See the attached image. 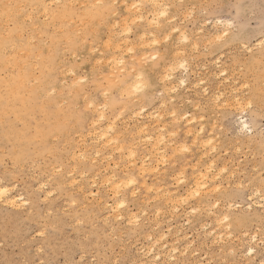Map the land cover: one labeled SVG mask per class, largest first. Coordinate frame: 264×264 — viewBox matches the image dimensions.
Segmentation results:
<instances>
[{"label":"rangeland","instance_id":"374dc122","mask_svg":"<svg viewBox=\"0 0 264 264\" xmlns=\"http://www.w3.org/2000/svg\"><path fill=\"white\" fill-rule=\"evenodd\" d=\"M105 1H108V0H105ZM121 1L123 2V0ZM171 1L173 2V4H176V5H179V4L200 5L202 3L216 2V0H179V1L178 0H166V3H171ZM227 2L229 3L238 2V0H227ZM53 3H55V1ZM72 3L85 4V0H73V2L72 0H70V4ZM182 18H183V15L181 14V19ZM199 19H200V9L197 8L196 16L191 21L184 22V28L182 29V31L187 32L186 34L189 35L190 40H192L193 34H195L196 36L200 35V27H198L197 25V21ZM44 21H45L44 17L40 16L39 22L42 23ZM74 26H77V25H74ZM77 29H80V27L78 26ZM141 32H143L142 29H141ZM51 33H52V29L48 31L46 35H42V40H43L42 44L47 45L50 43V38L52 37ZM177 38L180 39V37H177ZM193 41L195 40H192V43H194ZM258 43H259V40L256 41V44ZM89 44L91 45L90 42ZM188 47H190L189 51L191 52L192 51L191 45L189 44ZM202 47H203V44L201 45V48ZM89 48H90V50L88 51L89 53L88 52L84 53L83 54L84 56H88L91 54V46L89 47L88 45V49ZM233 54H235V50H233ZM56 55L58 57L61 56V59H59V62H61L60 69H59L60 71L58 69L56 71V78L57 77L60 78V86L57 88V93L55 97L47 98L46 96L45 99H40V101L46 104L47 107L49 108L48 117L46 118L44 115H42L39 109L36 110L35 116L39 118L40 126L43 129H49V124H48L49 119L55 121L57 116H59L61 122H63L66 119L68 123H67L66 128L63 131V132H66L70 130L73 121H76L77 123H79V120L74 118L76 116L77 109H76L75 99H74L75 104L71 105L72 100H73V92L71 91L74 90L75 88L80 89L81 87H85V88L93 89L92 94L95 95L96 93L94 90L95 88H98L99 85L97 84L96 86L91 83L92 70H91V67L89 66V67L83 68V72L85 74L91 75V76L88 75L89 83L85 85H75L74 87L73 86L74 78L67 75V73L68 72L70 73V71L74 69L77 72H80L82 70L81 67L77 66L78 62L74 56H70L66 53L64 46L62 47L61 51H58L56 53ZM187 59L189 61L188 64H190L188 65V71L187 72L177 71L176 73H174L173 82L174 81L175 82L169 83L168 85L169 89L173 88L174 86V88L176 89L175 93H172L169 90L162 89V91H164L165 98L163 99H160V98L153 99L152 98V100H151L152 93L150 92L147 95L134 96L133 98H135L136 101L133 98L129 99L128 97H126L127 95L124 97V102L125 103L129 102L131 103V105H137L138 111L141 109V106L145 105L143 107L145 108V111L139 114L140 116L138 115L137 117V113L141 111L137 112L136 114L132 113V110L136 109L134 106L131 107V111L129 109H121L124 112L122 119L124 117L126 119L130 114V116L126 120L124 119L125 123L129 122L128 125H130V128L127 125L129 131L126 128L127 126L125 127V123H121L123 122L122 119H120L116 123V127L119 129L118 132H121V134H123L124 136V137L122 135L120 136V133H119V136L122 137L120 138L122 142H124L125 140L128 142L131 136L130 133L133 130L135 125H140V124L147 125V123L149 122L147 126L152 125V124L155 126L158 123L157 121H159V124L163 125L165 129L168 131L173 130V128L176 131L179 129L176 132L177 135L175 137H172L171 133L167 134L168 137L170 138H167V135H166V140L168 139L173 140V143L171 142L169 143L170 148L166 149V151L168 152V155H167L168 158H169V155L170 156L173 155L172 150L174 149V147L176 150L178 149L177 144L182 146L185 143L187 144L189 143L190 145L188 144V146H190V148H193L195 150L187 152V153H181V152L179 153L178 151L179 154L175 153V155L172 156L174 159L170 157L169 158L170 160L167 159L166 157V159L169 161L167 165L165 164L163 165V161L159 159L162 162V164L160 162L158 163L159 171L155 172L154 174L151 173L148 176H145L143 180H145L146 185H150V183H152L153 185L161 184L160 189L162 188L164 194L162 193L161 195H159L160 197L157 196L158 194L154 196V194L156 193L144 191L143 187H141L138 190V199L133 200V198L131 197V193H129L128 199L132 200L133 202L132 203L126 202L127 207L122 212H120V215L121 216L123 215L124 217L122 221L118 220L117 218L115 219L114 217L115 214L111 212V208H115L114 206L116 204L115 197H114L115 195L109 192L111 190L107 189L108 186L106 183L102 184L103 182L102 178L105 179L107 177L106 176L107 172H110V170L111 171L114 170L117 172L118 175H122V173L125 170L124 166H126L129 169L128 167L129 164L127 165L128 158L126 159V157L123 156L124 159L122 160V157H120L118 151L115 149V152H114V148L111 145L110 146L107 145L101 148L102 150L100 154L98 155L95 154L96 156H98L96 159V156L93 154L94 151L91 150L90 145L92 147V145L94 146L96 145V143H99L100 140L96 139L94 137V134L88 131L89 129H91V124H90L91 121H88L86 123L82 122V127H78L77 129L76 128L71 129L69 131L70 134L68 133L65 136L59 135L60 139L58 140L55 138L48 139L47 142L49 144L47 145V147L49 150H45L48 152V153H45V151H43L44 147L40 145V142H39L40 140L34 138L35 129L37 125V119L33 118L32 110L31 109L23 110L24 112L28 113V117L26 120V123L29 125L28 128H26L24 125H20L18 129L10 128L8 132H5L4 122H3V110H2L3 108L0 107V169H2V166H3L2 165L3 157L6 155L5 147H7L8 149L14 152H17V149L23 148V154L27 155V163L26 165H21V172H24V174L20 177L18 181L19 186L12 195L20 193L21 195H23L30 201L31 207H29V210L32 211L33 208L35 209L34 215L37 221L35 223H31L30 227L25 228L24 234L22 236H15L13 235L11 231L8 232V235H5L6 221L4 218L3 205L0 204V264H5V262H12V261H15L16 264H24V262L27 260H37V264H38L39 259H58L62 262V264H63V261L65 260L70 261L71 264H93V260H97V261L111 260L112 264H116V261L118 260L125 261L129 259H143L144 256H145L144 258L149 260V258L151 259V257L153 256L151 257L150 255L146 256L144 251L147 250L149 252L151 250V247H155L156 245H157L156 247L160 245L161 246L158 247V249L152 248V250H154L152 252L156 253L160 251V258L162 260H167V258L170 257L169 254L172 255L171 258L168 259V264H173L174 261H179V264H193V263L201 264V262H203V264H229V262L243 261L244 264H247L248 256L246 255V249L250 245L255 246L257 249H259L261 247V240L264 239V235H261L259 231L261 229V224H262V212L259 210L260 206H258L259 203L261 206L262 205L264 206V202H263L264 196H261L259 194V196H261L263 199L260 197V201H259V197H257L258 198V201H257V198L251 195L253 190L258 189L260 190V193L264 191V179H262V172H264V168H262V164H264V147H262L260 140H259V132L261 130H264V118H262V115H261V108L264 107V100H262V98L259 100H256L254 97L256 90L259 94H262L261 86H262V83H264V77H262L261 65L259 63L258 50H257V55L252 57L251 63L242 65V67H244V73H245V77L247 78V82L251 84V89L247 93H245L244 91L238 88L236 79H232L233 72L229 71V68L236 69L235 74L237 78H241L239 77V69L236 68V65L234 63L230 64L228 60L224 57L223 53H221V56L218 57L217 59L221 60L223 64L228 65L224 67H221L220 65L216 64L210 54L208 56H204L202 52L194 56L189 55ZM190 61L193 63H190ZM61 68H63V71ZM220 70H224V72ZM61 73L63 74V76L61 75ZM2 75H3V70H0V76ZM99 75L102 76L103 74H97L98 76L97 79L100 78ZM35 76H38V73L35 72ZM75 78L80 79L81 76L78 75ZM192 78L195 80H193ZM61 79L63 81L62 84H61ZM64 79H67V84L65 85L63 84ZM176 79L177 80L185 79L187 83H185L184 85L180 84L179 81H177ZM198 79L200 80V82L198 81ZM33 85H36L35 80H32V82H30L27 86L31 87ZM175 86H178L179 88ZM217 88H221V90L223 91L226 90L227 94H230L228 92L231 91L232 96H233L232 94L233 91L231 89L233 90L235 89L233 92L234 94H236L237 91H240V96H241L240 98H242L241 99L242 104L243 105L247 104L249 100L251 99L250 101L253 104V109L251 111H247L242 106L238 107L233 104L232 107H229L230 109L227 110L226 114H221L220 109L215 108L214 105H212L213 103H211L214 97L213 94L217 93L216 92ZM203 89L205 91H203ZM115 95L117 96V93H115ZM157 96H159L158 93H157ZM80 103H83L82 97L80 99ZM164 104L167 106H165ZM195 106L197 107L196 113H195V108H196ZM156 107H158L159 110ZM180 108H184V109L181 110ZM241 108H243L242 112L240 111ZM116 109H120V108L118 107ZM148 109L149 110L151 109L150 110L151 113H149ZM152 109L155 111L153 112ZM234 109H236V111H234ZM163 110L168 113L170 111L173 112L174 110L176 112L177 110L176 112L177 118H179L180 116L182 117L173 121L171 114L167 113V115H164V113L166 114V112H164ZM159 111L161 112L159 114H161L162 116L157 114ZM245 111H247V116L244 115ZM117 112H120V111H116V113ZM153 113L154 115H152ZM182 113L187 117H185ZM133 114H134V117H133ZM149 114L150 116L151 115L152 116L150 117ZM158 115L164 118L162 122L161 120H159V118L154 117ZM240 115L244 116L249 122L254 121V123H252L251 133H246V132H242L241 130H239L240 127H239V122L237 120H239ZM201 116L204 118V120H202L203 118ZM130 117L132 118L130 119L131 121L129 120ZM135 117L137 118L139 122L136 119H133ZM149 117L151 121L146 120V119H149ZM188 117L191 119H189ZM211 117L213 118L211 119ZM155 118L157 119V121L155 120ZM196 118H198V120ZM152 120L153 122L156 121L157 123L156 122L153 123ZM171 120L176 123H173ZM213 121L215 122L216 125L214 124ZM134 122L135 123L138 122L139 124H135ZM163 122H166V123L163 124ZM235 122H237V124H235ZM131 123H134V126L133 124L131 125ZM213 124L215 125L216 128H213L214 126H211ZM122 126L124 127V129H127V130H124ZM149 127H153V126H149ZM199 128H204L206 131L203 133H200V131H198ZM192 131L194 134L200 133L199 136L202 137V139H199L200 141H198V144H195L194 146L192 142L195 139L197 140L198 137L197 135H194ZM63 132H61V134ZM77 132L78 134H76V137H74L75 133ZM87 132H89L90 134ZM208 132L209 134L210 133L211 134L209 135ZM82 133L84 134L82 136H85L86 138L81 136ZM78 135H79V138H78ZM6 137H8V139H6ZM216 137L218 138L216 139ZM82 138L85 140L84 143L86 144V149L89 150L87 151L86 154L87 156L89 155V160L91 162V165H90V162H87L88 159L84 161L82 159L81 161L79 160L80 159L79 157L80 154L78 155V153H80L79 148L80 146H82L80 150L84 149V145H85L83 141L80 140ZM9 139L11 140V143H9ZM206 139L208 140L212 139L213 141L212 140L211 141L214 144L212 143L211 144L212 146L211 145L208 146V143L202 144V142L204 143ZM92 140H95V141L93 142ZM208 140L206 141L208 142ZM174 141L176 143H174ZM141 142L147 143L146 141H142V140ZM143 143L140 144L139 146L140 149L144 152L148 151L150 147L148 146V144H145L147 147L144 146ZM66 146H68L69 148ZM103 149L105 152L103 151ZM205 149H207L206 154L204 153ZM61 150L64 152L63 157H62L63 159L61 158V155H62ZM209 150H212L213 152L212 151L210 152ZM112 152H114V154ZM159 152L158 154H161V151ZM74 153L76 154L75 157H73ZM199 154L200 155L204 154V156L203 155H202L203 157L198 156ZM71 155L73 159L70 158ZM93 155L95 156L94 158H93ZM106 155L107 156L109 155L108 158L110 160V163L107 160V157H104ZM111 155L113 156L112 159H111ZM76 156H78V158H76ZM199 158L201 161L199 160ZM92 160L95 162H93ZM111 160H113L115 163H118L119 166L122 167L124 170L123 169L121 170L120 167L119 169L115 167L116 170L113 169L112 168L113 163ZM68 161L70 162V164H68ZM148 161L149 160L147 158L146 163ZM155 161H156V155L154 156L151 155V164L154 166L157 165V162ZM213 161H215L216 164H213L214 163ZM136 164L139 165V160H136ZM107 165H109L110 168L109 167H108L109 169L107 168V170L105 171L106 173L105 174L103 171L106 169ZM94 166H97L98 169L95 168L93 170ZM101 166H103L104 169L103 168L101 169L100 168ZM204 166L206 167V169H204L205 168ZM25 167L27 169L26 172L24 171ZM212 167L214 169L213 170L211 169L212 171H209V169ZM221 169H223V171L227 169V171H224V174L221 173L220 174L221 177H219L217 173ZM72 170L74 171V173ZM163 170L166 171L164 174H163L164 172ZM180 171L184 173V178H183L185 179L184 184H179L178 182H176L178 178L182 179L183 177L181 176ZM230 171L231 172L233 171L232 173L234 174H232ZM70 172L72 174H69ZM82 172L84 175L83 174L81 175ZM102 172L104 173L103 175H102ZM200 173L206 174L208 177L207 179L208 184H211L213 185V187L214 186L216 187L215 188L212 187L211 189H208L204 193V195L202 193L203 195V196L201 195L202 197H199V198L194 197L190 199L186 204L184 203L183 205H180L181 202H179L178 199H172L171 201H169L170 203L173 201L171 204L169 202H165L166 198H168L165 195L166 193H168L169 195L175 194L177 192H183L187 194V192L190 191L194 187L193 183L196 180L195 178L196 174L198 176ZM85 174H86V177H85ZM38 175H40V178ZM76 175L79 177L78 180H77L78 177ZM212 175H216V176L213 177ZM171 176L172 177L174 176V177L172 178ZM90 177H91V180L88 179ZM95 177L96 179H98L97 181ZM215 177H216V180L214 181ZM222 177H224V179ZM1 179L2 180L5 179V174L2 170H0V180ZM73 179H75V181L77 180L76 184L72 181ZM226 179H229V180H226ZM8 180L12 181L13 178L9 176ZM43 180H44V183L46 182L45 183L46 185L41 186V191H40V188L38 189L37 188L38 186L36 185L39 182L43 183ZM69 180L72 181L73 183L72 182L69 183L70 182ZM88 180H89V186H88ZM217 180L219 181L218 183H217ZM79 181H82L83 183ZM100 182H101V185L99 187L98 183L100 184ZM236 182L238 185L235 184ZM175 183L177 184L176 186H175ZM226 184H228L227 187L229 186V188L226 187ZM239 184L244 185L243 189L239 187L240 186ZM5 185L9 186L8 184H4L3 186ZM93 185H95V187ZM217 185H219L220 187L222 186L221 187L222 190ZM164 187L166 188L164 189ZM216 188H219L220 191L217 192L215 190ZM174 190L176 191L173 193ZM223 190H226V191H223ZM46 192L48 195L47 194L43 195V193H46ZM48 192L50 193V195ZM242 192L247 193V195H239V198H237L238 194ZM46 195H47V198H45ZM163 195H165V197H163ZM248 195L251 196V199L248 198L249 197ZM152 196L154 197L153 199H152ZM217 197H218V200L216 199ZM98 199L100 201L99 203H98ZM221 200H222V203H221ZM163 201L165 202V205H163L164 203ZM177 201H178V204L180 203L179 204L180 206L177 203H174ZM218 202H220V208L219 210H216L213 206ZM227 202H229L230 204H228ZM251 202L255 204L256 206L255 205L253 206ZM107 203L109 205H107ZM97 204H98V207H97ZM103 204L106 205V207L103 206ZM200 204H203V206L202 205L200 206ZM210 204H211V207L209 206ZM82 205L83 207H81ZM172 205L174 207L178 206L177 208L175 207V211L177 212H175L173 209L170 210V208H173ZM226 205H228L229 208L228 206L226 207ZM207 206L209 207V210ZM248 206L250 209H248ZM167 207L169 208V210ZM180 207L183 209L184 213H182V209ZM190 208L193 211H197V212H195L194 214L192 211H190ZM202 208H203V211L201 210ZM205 208H207V210L210 212L209 214L206 213L208 211H205L206 210ZM184 209L185 211L186 209L188 211L185 212ZM154 210H157L158 212L161 211L159 212L161 215L160 214L158 215L157 214L158 212ZM172 210H173V213H172ZM9 211L11 213L16 210L10 209ZM20 211L22 212L23 209L21 208ZM142 211H147L148 213L144 212V215H143ZM165 211L166 212L168 211L167 212L168 214H166ZM187 212L188 213L191 212V213L188 214ZM49 213L51 214V216H48ZM111 213L113 216L111 215ZM128 213H132L133 216L135 214L137 216V219L138 220L140 219V221L137 220V222L136 223L134 222V224L132 221V223L129 224V220L132 214L130 216V214L127 215ZM151 213H153V215ZM175 213H178V214L175 216ZM146 214L149 215L148 216L149 221H148V218H146L147 216ZM190 214H192L193 216ZM223 215L229 216L228 223L230 224V226L226 225L227 222L223 224L221 223L224 217ZM105 216L107 218H104ZM216 216L218 217L221 216L220 217L221 220L218 219V217ZM128 218L129 220L127 221L126 219ZM9 219H11V216H9ZM158 219L162 222H159ZM213 219H217L218 221L213 220ZM219 223H221L222 225ZM41 224H47L49 233H50V235L48 236L47 248L44 254H41L40 252H38V249L41 247V238L37 236V232L41 229ZM218 224L221 225L222 228H220L221 226H219ZM53 225H55V227L58 229V231L54 233L52 232ZM156 225L158 227L155 228L156 229L155 231L154 227ZM177 230H179L178 233H177ZM228 230H229L228 232L229 234L227 233ZM216 231L219 233H217ZM220 232H223L224 234ZM119 234H121L122 236ZM151 234L152 235L155 234V235L152 236ZM230 234H232V236L228 237V235ZM156 235L157 236L159 235V236L157 237ZM215 235L217 238L215 237ZM219 235L223 237V238H220V240H219ZM143 236L144 238L145 237L148 238V236H152L153 238H155V240L153 241V239L152 240H148L146 238L144 239L142 238ZM161 236L165 238L166 240V241L165 240L163 241V238H162L161 242L163 241L162 242L163 244L167 243L166 246L164 244V247L162 246V243H159L160 242L159 237ZM178 236L180 239L176 238ZM254 236H256L255 240H253ZM33 237H36V239L34 240ZM82 237L84 238V240L83 242H80ZM156 238H158V240ZM175 238L177 239L176 242L174 241ZM179 240H182V241H179ZM66 241L69 242L67 247H65ZM155 241L156 242L158 241L159 245L158 243H154ZM174 242L176 245L174 244ZM152 243L156 245L153 246ZM185 243L188 249L185 246ZM149 244L151 245L150 247L148 246ZM161 247L162 249H159ZM174 247L177 249L175 253L172 252ZM184 247L187 250L184 251ZM142 248L143 250H141ZM165 248H166V251L165 250L163 251V249ZM229 249H232L231 251L232 253L230 251L228 252ZM168 251L172 252L173 254L170 252L168 253ZM49 253H51V255H49ZM180 253L182 255H180ZM137 254H139V256ZM253 259L258 261L259 255L254 256Z\"/></svg>","mask_w":264,"mask_h":264},{"label":"snow or ice","instance_id":"6c2138e0","mask_svg":"<svg viewBox=\"0 0 264 264\" xmlns=\"http://www.w3.org/2000/svg\"><path fill=\"white\" fill-rule=\"evenodd\" d=\"M41 8L46 21L44 25L39 23V19L35 15L36 11ZM197 8L200 9V19L197 21L200 35L193 34L192 40H195V43H192L186 31H182V29L185 21H191L196 16ZM181 14H183V20H181ZM0 19L7 22L6 36L0 43L4 55L3 75L0 76V103L3 104L5 132H8L10 128L18 129L20 125L28 128L29 125L26 123L28 113L22 110L31 109L33 118L37 119L34 138L44 143L50 138L60 139L58 133L64 131L68 121L65 119L61 122L57 116L55 121L48 120L49 129H43L40 126L39 118L35 116L37 109L42 115L47 116L49 108L40 101L36 91L27 89V85L31 82L27 72V60L23 57L18 58L16 55L18 48L27 51L32 44V40H34L32 29H39L43 35L55 28L56 31L51 35L57 45L63 44L66 53L75 57L81 69L91 67V83L98 84L99 87L95 89V95L92 94L93 89L80 88L75 96L77 113L74 118L83 123L91 121L93 127H103L104 124H107L104 140H111L117 135L119 129L116 127V123L124 115L121 109L110 111L116 100L119 99L123 104L126 95L131 99L134 96L147 95L149 92L152 93L153 99H163L165 97L162 89L175 93L176 89L174 87L169 89L168 85L173 82L174 73L188 71L187 58L189 55L194 56L201 52L204 56L210 54L216 64L224 67L228 65L217 59L223 53L228 62L234 63L239 69L241 78H237L236 69L229 68V71L233 72L232 79H236L238 88L247 93L251 89V84L247 82L242 65L251 63L252 57L257 55L258 50L262 77H264V0H258V2L257 0H238V2L232 3L227 0H216L214 3L200 5H176L162 2V0H123V2L108 0L106 3L97 0L93 4H60L58 0L53 4H24L19 0H0ZM70 19L73 24L77 20L79 21V31H71V26L65 25L64 22ZM57 24H59L58 28ZM141 29L143 35L140 34ZM26 34L32 37L27 44H25ZM17 36L19 39H16ZM177 37H180L179 41H177ZM257 40H259V44H256ZM89 42H91V54L84 56L83 54L89 51ZM189 44H191V52ZM233 50H235V54H233ZM32 54L33 52H29V56ZM43 58V54H41L40 59ZM21 62L25 64V68L18 73L17 68ZM37 67L41 66L37 64ZM54 71V64L49 63L45 66V73L49 74L48 79H51L50 74ZM97 74L103 75L97 79ZM67 75L72 78L81 76L79 80L74 79V87L89 83L88 75L82 70L77 72L74 69ZM37 82L39 83V81ZM105 83H107V88L104 87ZM179 83L183 84L184 81L180 80ZM64 84H67V79L64 80ZM59 86L60 78L57 77L55 82L49 83L43 89L47 93V98L55 97ZM261 90L262 100H264V83H262ZM115 93H119V97ZM213 96L212 103L215 108L220 109L221 114H226L233 104L240 105L247 111L253 109L251 101L246 105L242 104L239 98L240 91L235 94V100L231 94H227L223 90L214 93ZM81 97L83 103H80ZM116 111H120V116L115 115ZM140 111H145L143 106ZM247 111L244 112L245 116H247ZM261 115L264 118V107L261 108ZM113 116L115 119L112 118ZM171 117L176 120L177 113L171 112ZM158 118L161 122L164 119L163 117ZM252 123L254 121H241V131L251 133ZM160 131L163 133L160 137V147H163L167 144L165 136L168 133L165 129H160ZM199 131L203 133L206 130L200 128ZM171 135L173 137L177 135L174 128ZM196 135L198 139L193 141V144H198L199 139H202L199 133ZM148 139L152 140L153 138L149 137ZM259 140L264 147V130L259 132ZM9 143H11L10 139ZM115 143L119 145L121 141L116 140ZM124 143L127 141L125 140ZM174 143L176 142L174 141ZM208 144L211 145L212 141L209 140ZM137 147L138 145L127 149L121 148V155L127 154L130 160L136 159L139 155L136 151ZM177 148L181 153L195 150L190 148L187 143L182 146L177 144ZM172 151L175 155L176 149L174 148ZM5 152L6 155L2 160L3 166L0 169L5 174V179L0 180V204L3 205L6 221L5 235L11 231L15 236H22L25 228L30 227L31 223L37 222L34 215L35 209L29 211L30 201L23 196L16 195L13 198L12 195L19 186L20 177L24 174L21 172V165H26L27 155L18 154L7 147H5ZM167 155L168 152L165 151L164 156L167 157ZM159 162L158 159L157 164ZM163 162L165 165L169 163L167 159ZM119 167L118 165L117 168L119 169ZM262 168H264V164H262ZM24 171H27L26 167ZM154 171H159V168L155 167ZM209 171L212 170L209 169ZM183 175L184 173H181V176ZM9 176L13 178L12 181L8 180ZM141 179L142 177L137 176L134 172L118 175L116 171H113L112 175L107 177V186L115 192L116 204L115 208H111V212L116 214L117 219L121 221L124 219L120 212L127 207V203L133 202L128 199L129 193L133 200L138 199ZM207 179L208 177H204L203 180L197 182L187 194L177 192L170 195L173 199H178L183 203H187L194 197L199 198L202 193L213 187L211 184L204 183ZM262 179H264V172H262ZM178 183L184 184L185 181L179 179ZM4 184L9 186L5 187ZM240 187L243 189L244 185L241 184ZM151 190L149 189V191ZM215 190L220 191L219 188ZM239 195H247V193L242 192L238 194L237 198ZM260 195L264 196V191ZM248 198L251 199V196ZM216 199L218 200V197ZM213 207L219 210L220 203L218 202ZM10 209L16 211L10 213ZM48 216L51 214L49 213ZM228 221L229 217L225 215L221 223ZM129 223L132 221L129 220ZM56 231L58 229L53 225L52 232ZM259 231L261 235H264V213H262V224ZM49 235L47 224H41V229L37 232V236L41 238V247L38 249L41 254L46 251ZM33 239L35 240L36 237ZM148 239L152 240L153 237L149 236ZM255 239L256 237H253V240ZM83 240L82 237L80 242ZM68 243L65 242V247ZM145 255L154 256L155 259L151 261L148 259L118 260L116 264H168L167 260L155 256L154 252L149 253L145 250ZM246 255L248 256L247 264H264V239L261 240L259 249L250 245L246 249ZM256 255H259L258 261L253 259ZM5 264H16V262H5ZM24 264H37V260H27ZM38 264H62V262L58 259H39ZM63 264H71V262L65 260ZM93 264H112V261L93 260ZM173 264H179V261H174ZM229 264H244V262H229Z\"/></svg>","mask_w":264,"mask_h":264},{"label":"bare ground","instance_id":"6f19581e","mask_svg":"<svg viewBox=\"0 0 264 264\" xmlns=\"http://www.w3.org/2000/svg\"><path fill=\"white\" fill-rule=\"evenodd\" d=\"M47 2H48V0H46ZM45 0H19V2L20 3H24V4H45V3H47ZM57 2V0H53V2ZM179 1V0H178ZM53 3L52 2V0L50 1L49 0V2L48 3ZM58 2L60 3V4H70V0H58ZM72 2H73V0H72ZM97 2V0H85V4H93V3H96ZM101 2H108V1H105V0H101ZM122 2V1H121ZM162 2H165L166 3V0H162ZM192 2V1H191ZM50 3V4H51ZM80 3V2H79ZM82 3V2H81ZM171 3L173 4V2L171 1ZM176 3V2H175ZM194 3V2H193ZM43 14V9L41 8V9H39L38 11H36V13H35V15H36V17H38V19H40V16H42V17H44V15H42ZM183 15V14H182ZM181 20H183V18L181 19ZM40 23V22H39ZM46 23V21H44V22H42V23H40L41 25H44ZM65 23V25H70L71 26V31H79L80 29H77L78 28V26L80 27V25H79V21L77 20L76 21V23L75 24H73V22H72V20L70 19V20H67V21H65L64 22ZM74 25H77V26H74ZM59 27V24H57V28ZM199 27V26H198ZM6 28H7V22L5 21V20H3V19H0V43H2V41L4 40V38H5V36H6ZM56 31V29L54 28V29H52V32H55ZM32 32H34V40H32V44L28 47V50L27 51H25L24 49H22V48H18L17 49V53H16V55H17V57L18 58H21V57H23L24 59H26L27 60V72H28V76H29V78H30V81L32 82V80H35L36 81V85H33V86H31V87H28L27 86V89L29 90V91H36L38 94H39V99H45V97L47 96V93L46 92H44L43 91V89H45L46 87H47V85L49 84V83H53V82H55V80H56V71H57V69L59 70L60 69V65H61V62H59V59H61V56H62V54H61V56H57L56 55V53L58 52V51H61L62 50V47L64 46L63 44H60L59 46L57 45V42L56 41H54L53 40V38L51 37L50 38V43L49 44H47V45H45V44H42L43 43V40H42V34H41V32L39 31V29H32ZM187 33V32H186ZM47 34V32L45 33V34H43V35H46ZM141 35H143V32H141L140 33ZM189 36V35H188ZM190 38V37H189ZM16 39H19V36H17L16 37ZM29 39H32V37L31 36H28L27 34H26V40H25V44H27L28 43V40ZM178 39V38H177ZM178 41H179V39H178ZM194 43H195V41H193ZM91 43V42H90ZM259 44V43H258ZM191 45V44H190ZM91 45L89 44V47H90ZM190 48V47H189ZM89 50H90V48H89ZM190 50V49H189ZM29 52H33V54L31 55V56H29ZM87 53V52H86ZM89 53V52H88ZM41 54H43V59H40V57H41ZM65 58V57H64ZM73 59V58H72ZM109 59H111V57H109ZM191 59V58H190ZM193 59V58H192ZM106 62V61H105ZM189 62V61H188ZM49 63H52V64H54V68H55V71L53 72V73H51L50 75H51V79H48V75L49 74H47V73H45V66L46 65H48ZM107 63V62H106ZM190 63H193V62H191L190 61ZM3 64H4V55H3V49L2 48H0V70H3ZM37 64H39L41 67H37ZM66 64V63H65ZM188 65H190V64H188ZM193 65V64H192ZM15 66V65H14ZM78 66V65H77ZM191 67V66H190ZM25 68V64L23 63V62H21L20 63V65H19V67L17 68V72L19 73V72H21L23 69ZM62 69V71H63V68H61ZM90 69V68H89ZM67 70V69H66ZM60 71V70H59ZM65 71V70H64ZM82 71H83V69H82ZM90 71V70H89ZM220 71H223L224 72V70H220ZM35 72L36 73H38V76H35ZM71 72V71H70ZM191 72V71H190ZM213 72V71H212ZM42 73H44V75H42ZM63 73V72H62ZM61 73V75L63 76V74ZM69 73V72H68ZM219 73V72H218ZM222 73V72H221ZM92 74V73H91ZM89 75V74H88ZM216 75V74H215ZM70 76V75H69ZM89 76H91V75H89ZM100 76V75H99ZM98 77V76H97ZM62 78V77H61ZM91 78V77H90ZM75 80H78L79 78H74ZM73 79V80H74ZM81 79V78H80ZM193 79V78H192ZM65 80V79H64ZM177 80V79H176ZM180 80H183L184 81V83H183V85L185 84V83H187L186 82V80L185 79H180ZM180 80H177V81H180ZM193 80H195V79H193ZM37 81H39V83L37 82ZM198 81L200 82V80L198 79ZM62 79H61V84H62ZM72 82V81H71ZM175 82V81H174ZM173 82V83H174ZM73 83H74V81H73ZM177 83V82H176ZM198 83V82H197ZM64 84V83H63ZM196 84V83H195ZM65 85V84H64ZM71 85V84H70ZM235 85V84H234ZM97 86V85H96ZM170 86H171V84H170ZM169 86V87H170ZM172 86H173V84H172ZM179 86V85H178ZM178 86H175V87H178ZM174 87V86H173ZM201 87H202V85H201ZM208 87V86H207ZM234 87V86H233ZM105 88H107V83H106V85H105ZM179 88V87H178ZM96 89V88H95ZM224 89V88H223ZM49 91H50V89H48ZM80 89L79 88H75L74 90H72L71 92H73V100H72V104L71 105H73V104H75L74 103V99H75V96H76V93L79 91ZM166 90V89H165ZM210 90V89H209ZM216 90V89H215ZM233 92H234V90L233 89H231ZM255 90H256V88H255ZM61 91V90H60ZM95 91V90H94ZM203 91H205L204 89H203ZM202 91V92H203ZM219 91H221V88H217V91L216 92H219ZM225 92H226V90H224ZM228 91H230V90H228ZM237 91V90H236ZM199 92V91H198ZM232 92V94H233V99L235 100V94ZM70 93V92H69ZM228 93H230L231 94V91L230 92H228ZM149 94V93H148ZM212 94V93H211ZM202 95V94H201ZM203 95H204V93H203ZM117 97H119V93H117ZM127 97V96H126ZM202 97V96H201ZM241 97V96H240ZM239 97V98H240ZM254 97H255V99L256 100H259V99H261L262 98V94H259L258 92H257V90H256V93L254 94ZM140 98V97H139ZM134 100H135V98H133ZM132 99V100H133ZM169 99H170V97H169ZM211 99V98H210ZM213 99H214V97H213ZM242 98H240V100H241ZM151 100H152V97H151ZM251 100V99H250ZM249 100V101H250ZM82 101H83V99H82ZM129 101V100H128ZM136 101V100H135ZM143 101V100H142ZM170 101H171V99H170ZM174 101V100H173ZM187 101V100H186ZM127 102V101H126ZM137 102H138V100H137ZM164 102V101H163ZM162 102V103H163ZM244 102V101H243ZM212 103V102H211ZM135 104V103H134ZM140 104H142V103H140ZM166 104V103H165ZM164 104V105H165ZM182 104V103H181ZM188 104V103H187ZM200 105V104H199ZM213 105V104H212ZM235 105V104H234ZM244 105H246V104H244ZM132 106H134L136 109L135 110H132V113H134V114H136L137 112H139L138 110H137V105H131V103H129V102H127V103H125V102H123V104H121V102L119 101V99H117L116 100V102H115V104H114V107H113V109H110V111H114L116 108H120V109H129L130 111H131V107ZM145 105H143V107H144ZM160 106H161V104H160ZM165 106H167V105H165ZM197 106V105H196ZM195 106V107H196ZM207 106V105H206ZM210 106V105H209ZM208 106V107H209ZM236 106H238V107H240V105H236ZM0 107H2L3 108V104L2 103H0ZM147 107V106H146ZM154 107V106H153ZM164 107V106H163ZM183 107H185V106H183ZM201 107V106H200ZM230 107H232V106H230ZM235 107V106H234ZM233 107V108H234ZM237 107V108H238ZM140 108V107H139ZM157 109H158V107H156ZM189 108V107H188ZM214 108V107H213ZM145 109V108H144ZM157 109H156V111H157ZM181 110L182 109H184V108H180ZM210 109H211V107H210ZM218 109V108H217ZM230 109V108H229ZM242 109L243 108H241L240 109V111L242 112ZM3 110V109H2ZM23 110H29V109H23ZM22 110V111H23ZM137 110V111H136ZM149 110V109H148ZM147 110V111H148ZM151 110V109H150ZM150 110H149V113H151L150 112ZM159 110V109H158ZM194 110V109H193ZM196 110H197V107L195 108V113H196ZM125 111V110H124ZM129 111V112H130ZM152 111L154 112L155 110H153L152 109ZM164 111V110H163ZM234 111H236V109H234ZM164 112H166V111H164ZM171 112V111H170ZM168 113V112H166V114L164 113V115H167V113L168 114H171V113ZM174 112H175V110H174ZM176 112H177V110H176ZM131 113V112H130ZM142 112H139V114H141ZM159 113H161L160 111L157 113V114H159ZM129 114V113H128ZM134 114H133V117H134ZM156 114V113H155ZM156 114V115H157ZM163 114V113H162ZM183 114V113H182ZM207 114V113H206ZM209 114V113H208ZM242 114V113H241ZM115 115L116 116H120V112H117V113H115ZM132 115V114H131ZM148 115V114H147ZM146 115V116H147ZM152 115H154V113L152 114ZM151 115V116H152ZM160 116H162L161 114H159ZM158 115V116H159ZM163 115V116H164ZM184 115V114H183ZM212 115V114H211ZM129 116H130V114H129ZM128 116V117H129ZM136 116V115H135ZM140 116V115H139ZM149 116H150V114H149ZM150 116V117H151ZM158 116H154V117H157L158 118ZM159 116V117H160ZM180 116V115H179ZM185 116V115H184ZM238 116V115H237ZM46 118L48 117V114H47V116H45ZM127 117V116H126ZM127 117V118H128ZM137 117H138V113H137ZM142 117V116H141ZM140 117V118H141ZM145 117V116H144ZM150 117H149V119H146V120H150ZM154 117H153V119H154ZM180 117H182V116H180ZM179 117V118H180ZM185 117H187V116H185ZM202 117V116H201ZM113 119H115V116H113L112 117ZM126 118V119H127ZM167 118V117H166ZM165 118V119H166ZM179 118H177V119H179ZM189 118V117H188ZM199 118V117H198ZM198 118H196L197 120H198ZM203 118V117H202ZM213 117H211V119H212ZM220 118V117H219ZM122 119V118H121ZM124 119H125V117L122 119V121L123 122H121V123H125L124 122ZM125 119V120H126ZM130 119H132L131 117L129 118V120ZM133 119H136L137 120V118L135 117V118H133ZM181 119H183V118H181ZM189 119H191V118H189ZM188 119V120H189ZM195 119V120H196ZM155 120L157 121V119L155 118ZM160 120V119H159ZM173 120V119H172ZM171 120V121H172ZM194 120V121H195ZM202 120H204V118L202 119ZM131 121V120H130ZM134 121V120H133ZM138 121V120H137ZM151 121V120H150ZM155 121V122H156ZM173 121H175V120H173ZM172 121V122H173ZM183 121V120H182ZM185 121H187V120H185ZM190 121V120H189ZM201 121V120H200ZM238 122H239V127H240V129L239 130H241V128H242V125H241V121H247V122H249L244 116H241L240 115V117H239V120H237ZM139 122V121H138ZM138 122H134L135 124H139ZM148 122V121H147ZM152 122H153V120H152ZM155 122H153V123H155ZM158 122V123H157ZM156 123V125L154 126L153 124L152 125H149V126H153V127H149V126H147L148 124H149V122L147 123V125L146 124H140V125H135L134 126V123H131V125L133 124V126H134V128H133V130L131 131V133H130V139L128 140V142H127V144L126 143H124V142H122L121 140H120V138H122V137H120L121 135L123 136V134H121V132H117V135L116 136H114V137H112L111 138V140H104L103 139V137L105 136V134H106V131H107V124H104L103 125V127H100V126H96V127H93V125H92V122L90 123L91 124V129H89L88 131H90V133H93L94 134V137L96 138V139H98V140H100V142L99 143H96V145H92V147H91V145H90V148H91V150H93L94 152H93V154L95 155H98V154H100V152H101V148H103V147H105V146H107V145H111L113 148H114V152H115V149L118 151V153H119V155H120V157H122V160L124 159L123 158V156H125L126 157V159L128 160V162H127V165H128V167H129V169L126 167V166H124L125 168V170L122 168V167H120V169L122 170H124V172L122 173V175L125 173V172H134L137 176H140V177H142V179H141V181H140V188L141 187H143V189H144V191H147V192H154V193H156V194H154V196L155 195H157V196H159V195H161L162 193H163V190H162V188L160 189V187H161V184H156V185H153L152 183H150V185H146V183H145V180H143V178L145 177V176H148L149 174H151V173H155V172H158V171H154V168L155 167H159L158 166V164L157 165H152L151 164V155L152 156H154V155H156V161L155 162H157V160L158 159H160V160H162V161H164V159H166V157L164 156V152L166 151V149L167 148H170V146H169V143L171 142V143H173V140H171V139H168L167 140V144L165 145V146H163V147H160V137L163 135V133L160 131V129H165V127L163 126V125H161V124H159V121H157ZM178 122V121H177ZM193 122V121H192ZM191 122V123H192ZM205 122V121H204ZM214 122V121H213ZM217 122V121H216ZM129 123V122H128ZM128 123H125V127L128 125ZM164 123H166V122H163V124ZM173 123H176V122H173ZM179 123V122H178ZM185 123V122H184ZM183 123V124H184ZM190 123V122H189ZM189 123H187V124H189ZM195 123V122H194ZM170 124H171V122H170ZM214 124H215V122H214ZM211 125V126H214L213 128H216L215 127V125ZM235 124H237V122H235ZM120 125V124H119ZM123 125V124H122ZM169 125V124H168ZM129 126V128H130V125H128ZM128 126L126 127L127 129H128ZM172 126V125H171ZM206 126V125H205ZM78 127H82V122L80 123V121H79V123H77L76 121H73V123H72V125H71V128H70V130L71 129H77ZM202 127H203V125H202ZM218 127V126H217ZM122 128L124 129V127L122 126ZM121 128V129H122ZM219 128V127H218ZM221 128V127H220ZM127 129H124V130H127ZM188 129V128H187ZM191 129V128H190ZM222 129V128H221ZM69 130V131H70ZM166 130V129H165ZM179 130V129H178ZM177 130V131H178ZM192 130V129H191ZM199 130H200V128H199ZM198 130V131H199ZM211 130V129H210ZM237 130V129H236ZM69 131H66V132H63L62 134L61 133H58V135H67L68 133L70 134V132ZM128 131H129V129H128ZM176 130H175V132H177ZM186 131V130H185ZM166 132L169 134V133H171L172 132V130H166ZM190 132V131H189ZM197 132V131H196ZM212 132V131H211ZM87 133H89V132H87ZM89 133V134H90ZM119 133H120V136H119ZM191 133V132H190ZM192 133H193V131H192ZM76 134H78V132L77 133H75V136L74 137H76ZM80 134V133H79ZM125 134V133H124ZM184 134V133H183ZM194 134V133H193ZM200 134V133H199ZM208 134H209V132H208ZM207 134V135H208ZM211 134V133H210ZM209 134V135H210ZM239 134V133H238ZM12 135H14V134H12ZM82 135H84L83 133L81 134V136ZM190 135V134H189ZM194 135H196V134H194ZM127 136V135H126ZM141 136H143V139H141ZM188 136V135H187ZM216 136V135H215ZM218 136V135H217ZM82 137H84V138H86L85 136H82ZM124 137V136H123ZM149 137H152L153 139L152 140H149L148 138ZM173 137V136H172ZM205 137V136H204ZM78 138H79V135H78ZM94 138V139H95ZM167 138H170V137H168V135H167ZM196 138V137H195ZM218 137H216V139H217ZM165 139H166V136H165ZM194 139V138H193ZM209 139V138H208ZM208 139H206V140H208ZM215 139V138H214ZM15 140V139H14ZM80 140H82L83 141V143H84V139L82 138V139H80ZM116 140H119V141H121V143L118 145V144H116L115 143V141ZM141 140L142 141H146L147 143H143V142H141ZM205 140V142L203 143L202 142V144H205V143H208L207 141ZM210 140H212V139H210ZM78 141V140H77ZM77 141H76V143H77ZM90 141V140H89ZM93 142L95 141V140H92ZM97 141V140H96ZM193 141V140H192ZM192 141H190V142H192ZM194 141H196V139L194 140ZM200 141V140H199ZM209 141V140H208ZM213 141V140H212ZM218 141V140H217ZM40 142V145L42 146V147H44V149H43V151H45V150H49L48 149V147H47V145L49 144L48 142H46V143H44V142H42V141H39ZM71 142V141H70ZM141 142V143H140ZM74 143V142H73ZM81 143V142H80ZM79 143V144H80ZM89 143V142H88ZM144 144V146H146L145 144H148V146L150 147L149 148V150L148 151H142L141 149H140V144ZM193 143V142H192ZM192 143H191V145H192ZM201 143V142H200ZM213 143V142H212ZM70 144V143H69ZM85 144V143H84ZM189 144V143H188ZM187 144V145H188ZM214 144V143H213ZM64 145V144H63ZM74 145V144H73ZM81 145V144H80ZM83 145V144H82ZM136 145H138V147L136 148V151L139 153V155L137 156V158L136 159H132V160H129V157H128V155L127 154H125V155H121V152H120V149L121 148H125V149H127V148H130V147H134V146H136ZM182 145V144H181ZM184 145V144H183ZM190 145V144H189ZM195 144H193V146H194ZM175 146V145H174ZM201 146V145H200ZM204 146V145H203ZM208 146H209V144H208ZM212 146V145H211ZM62 147V146H61ZM66 147H68V146H66ZM147 147V146H146ZM172 147V146H171ZM190 147V146H189ZM202 147V146H201ZM216 147V146H215ZM69 148V147H68ZM80 148H82V146H80ZM80 148H79V152L80 153H78V155H79V157H80V161H81V159L84 161V160H87V162H90V160H89V155L87 156V151H89V150H87L86 149V144L84 145V149H81L80 150ZM89 148V147H88ZM108 148V147H107ZM173 148V147H172ZM175 148V147H174ZM214 148V147H213ZM144 149V148H143ZM147 149V148H146ZM211 149V148H210ZM172 150V149H171ZM203 150V149H202ZM233 150V149H232ZM76 151V150H75ZM103 151H104V149H103ZM111 151V150H110ZM112 151H113V149H112ZM159 151H161V154H158V152ZM177 152H175V153H178V149L176 150ZM197 151H199V150H197ZM196 151V152H197ZM210 152L212 151V150H209ZM208 151V152H209ZM236 151V150H235ZM61 152H62V155H61V158L63 157V151L61 150ZM105 152V151H104ZM114 152H112L113 154H114ZM213 152V151H212ZM227 152H228V150H227ZM16 153H18V154H23V148H20V149H17V152ZM38 153V152H37ZM45 153H48L47 151H45ZM76 153V152H75ZM74 153V156L73 157H75V154ZM160 153V152H159ZM180 153V152H179ZM178 153V154H179ZM205 154H206V152H204ZM191 154H193V153H191ZM209 154H211V153H209ZM92 155V154H91ZM93 155V158L96 156H94ZM203 156H204V154H202ZM202 155H198V156H202ZM232 155V154H231ZM68 156H70V155H68ZM67 156V157H68ZM173 156V155H172ZM172 156H170L169 155V158L170 157H172ZM202 156V157H203ZM206 156V155H205ZM88 157V158H87ZM97 157L98 156H96V159H97ZM104 157H107V160L109 161V163H110V160H109V155L107 156H104ZM103 157V158H104ZM112 155H111V159H112ZM201 157V158H202ZM70 158H72V155H71V157ZM76 158H78V156H76ZM147 158H148V162L146 163V160H147ZM153 158V157H152ZM168 157H167V159H169ZM173 158V157H172ZM63 159V158H62ZM73 159V158H72ZM71 159V160H72ZM91 159V158H90ZM120 159V158H119ZM174 159V158H173ZM78 160V161H79ZM94 160V159H93ZM92 160V161H93ZM101 160V159H100ZM105 160V159H104ZM136 160H139V165H137L136 164ZM159 160V161H160ZM170 160V159H169ZM199 160H200V158H199ZM198 160V161H199ZM96 161H98V160H96ZM106 161V160H105ZM107 161V162H108ZM112 161V163H113V169H115L116 170V168H117V166L119 165L118 163H115L113 160H111ZM201 161V160H200ZM93 162H95V161H93ZM123 162V161H122ZM154 162V163H155ZM214 163L213 164H216L215 163V161H213ZM101 163V162H100ZM160 163L162 164V162L160 161ZM210 163H212V162H210ZM68 164H70V162L68 161ZM78 164V163H77ZM89 164V163H88ZM96 164V163H95ZM99 164V163H98ZM107 164V163H106ZM105 164V165H106ZM156 164V163H155ZM165 163L163 162V165H164ZM175 164V163H174ZM174 164H172V165H174ZM198 164H199V162H198ZM90 165H91V162H90ZM192 165V164H191ZM221 165H223V164H221ZM98 166V165H97ZM97 166H94L93 167V170L95 169V168H97ZM104 166V165H103ZM103 166H101L100 168L102 169H104V167ZM193 166V165H192ZM196 166V165H195ZM198 166V165H197ZM84 167V166H83ZM109 167V165H107V167H106V169L103 171L104 173H105V171L107 170V168ZM116 167V168H115ZM161 167V166H160ZM205 167V166H204ZM210 167V166H209ZM57 168V167H56ZM110 168V167H109ZM108 168V169H109ZM181 168V167H180ZM180 168H179V170H180ZM185 168V167H184ZM189 168H191V167H189ZM194 168V167H193ZM219 168V167H218ZM221 168V167H220ZM223 168V167H222ZM227 168V167H226ZM55 169V168H54ZM54 169H52V170H54ZM74 169H75V167H74ZM98 169V168H97ZM101 169H99V170H101ZM196 169V168H195ZM204 169H206V167L204 168ZM210 169H214L213 167L212 168H210ZM224 169V168H223ZM223 169H221L217 174L219 175V177H221L220 176V174L221 173H223L224 174V171H227V169L226 170H224L223 171ZM237 169V168H236ZM56 170V169H55ZM63 170V169H62ZM71 170V169H70ZM99 170H97V171H99ZM166 170V169H165ZM218 170V169H217ZM73 171V170H72ZM82 171V170H81ZM80 171V172H81ZM113 171L114 170H110V172H107V174H106V176L108 177V176H111L112 175V173H113ZM120 171V170H119ZM164 171V170H163ZM59 172V171H58ZM60 172H61V170H60ZM79 172V173H80ZM102 172V175L104 174ZM161 172V171H160ZM166 171H164L163 172V174L165 173ZM181 172V171H180ZM179 172V173H180ZM214 172V171H213ZM231 172V171H230ZM233 172V171H232ZM231 172V173H232ZM52 173V172H51ZM73 173H74V171H73ZM78 173V174H79ZM95 173V172H94ZM94 173H93V175H94ZM97 173V172H96ZM99 173V172H98ZM182 173V172H181ZM216 173V172H215ZM62 174V173H61ZM69 174H72L71 172L69 173ZM69 174H68V176H69ZM83 174V172L81 173V175ZM191 174V173H190ZM229 174V173H228ZM232 174H234V173H232ZM84 175V174H83ZM172 175V174H171ZM194 175V174H193ZM192 175V176H193ZM217 175V176H218ZM39 176V178H40V175H38ZM72 176V175H71ZM77 176V175H76ZM105 176V175H104ZM103 176V177H104ZM159 176V175H158ZM210 176H211V174H210ZM213 177L214 176H216V175H212ZM226 176H227V174H226ZM78 177V176H77ZM85 177H86V174H85ZM92 177V176H91ZM91 177L90 178H88V179H90L91 180ZM94 177V176H93ZM107 177L105 178V179H103L102 178V184L103 183H106L107 184ZM157 177V176H156ZM172 177V176H171ZM174 177V176H173ZM172 177V178H173ZM178 177V176H177ZM180 177V176H179ZM194 177V176H193ZM192 177V178H193ZM204 177H207V175L206 174H204V173H200L198 176H197V174H196V176H195V178H196V180L195 179H193V180H195V182L193 183L194 185L193 186H195L196 184H197V182H199V181H201V180H203V178ZM38 178V177H37ZM73 178H75V177H73ZM98 178V177H97ZM184 178V175H183V177H182V179ZM211 178V177H210ZM223 179H224V177H222ZM227 178V177H226ZM48 179H49V177H48ZM51 179V178H50ZM79 179V177L77 178V180ZM95 179H96V177H95ZM147 179V178H146ZM163 179H164V177H163ZM189 179V178H188ZM2 180V179H1ZM45 180V179H44ZM44 180H43V183H37V185L36 186H38L37 188L39 189L40 188V191H41V186H45L46 184V182L44 183ZM77 180L75 181V179H73L72 181L76 184L77 183ZM92 180H94V179H92ZM98 179H96V181H97ZM151 180H153V179H151ZM177 180V179H176ZM178 180H179V178H178ZM178 180L176 181V182H178ZM185 180V179H184ZM216 180V177H215V179H214V181ZM226 180H229V179H226ZM59 181H61V180H59ZM70 181V180H69ZM72 181H70L69 183H71ZM95 181V182H96ZM105 181V182H104ZM147 181V180H146ZM156 181V180H155ZM157 181H159V180H157ZM248 181V180H247ZM72 182V183H73ZM79 182H82V181H79ZM78 182V183H79ZM175 182V181H174ZM83 183V182H82ZM204 183H207L208 184V180H206V181H204ZM247 183V182H246ZM61 184V183H60ZM66 184V183H65ZM74 184V185H75ZM81 184V183H80ZM97 184V183H96ZM105 184V185H106ZM217 184V183H216ZM230 184V183H229ZM235 184H237V182L235 183ZM245 184V183H244ZM67 185H68V183H67ZM82 185V184H81ZM92 185V184H91ZM90 185V186H91ZM98 185H99V187H100V185H101V182H100V184L98 183ZM145 185H146V187H145ZM177 184L175 183V186H176ZM220 185V184H219ZM219 185H217L218 187H220ZM227 185L228 184H226V187H227ZM231 185H233V184H231ZM238 185V184H237ZM240 186H241V184H239ZM6 186V185H5ZM88 186H89V180H88ZM94 187H95V185H93ZM97 186V185H96ZM192 186V187H193ZM235 186V185H234ZM239 186V187H240ZM247 186V185H246ZM7 187V186H6ZM82 187V186H81ZM107 187V186H106ZM167 187V186H166ZM166 187H164V189L166 188ZM216 186H214L213 188H215ZM222 187V186H221ZM221 187H220V189H221ZM79 188H80V186H79ZM83 188V187H82ZM190 188V187H189ZM227 188H229V186L227 187ZM43 189V188H42ZM99 189V188H98ZM107 189H110L111 191H109V192H111L113 195H115V192L111 189V188H109V187H107ZM149 189H152L151 191H149ZM187 189V188H186ZM255 189V188H254ZM257 189V188H256ZM81 190V189H80ZM85 190V189H84ZM177 190V189H176ZM176 190H174L173 191V193L176 191ZM213 190V189H212ZM222 190V189H221ZM253 190V189H252ZM46 191V190H45ZM47 191H48V189H47ZM107 191V190H106ZM105 191V192H106ZM168 191V190H167ZM188 191V190H187ZM223 191H226V190H223ZM76 192V191H75ZM74 192V193H75ZM78 192V191H77ZM99 192V191H98ZM166 192V191H165ZM185 192H186V190H185ZM189 192V191H188ZM210 192V191H209ZM49 193V192H48ZM72 193V192H71ZM89 193V192H88ZM97 193V192H96ZM169 193H171V192H169ZM216 193V192H215ZM215 193H214V195H215ZM225 193V192H224ZM44 194H47V192L46 193H43V195ZM87 194V193H86ZM93 194V193H92ZM109 194V193H108ZM164 194V193H163ZM249 194V193H248ZM259 194H260V190H253V192L251 193V195H253V197L255 196L256 198L257 197H259V201H260V197L261 196H259ZM16 195H19V196H23V195H21L20 193H18V194H14L13 195V198H15V196ZM48 195V194H47ZM47 195L45 196V198H47ZM49 195H50V193H49ZM113 195H112V197H113ZM168 198H166V200H165V202H169V201H171L173 198H172V196H170L168 193H166L165 194ZM165 195H163V197H165ZM203 195H204V193H203ZM202 195V196H203ZM143 196V195H142ZM146 196V195H145ZM201 196V197H202ZM248 196H250V195H248ZM247 196V197H248ZM24 197V196H23ZM44 197V196H43ZM87 197V196H86ZM115 197V196H114ZM160 197V196H159ZM205 197V196H204ZM26 198V197H25ZM111 198V197H110ZM154 197L152 196V199H153ZM262 198V197H261ZM27 199V198H26ZM156 199V198H155ZM162 199V198H161ZM168 199V200H167ZM263 199V198H262ZM28 200V199H27ZM151 200V199H150ZM158 200V199H157ZM220 200V199H219ZM29 201V200H28ZM97 201V200H96ZM102 201V200H101ZM142 201V200H141ZM144 201V200H143ZM154 201V200H153ZM257 201H258V198H257ZM263 201V200H262ZM87 202H89V201H87ZM95 202V201H94ZM100 201H99V199H98V203H99ZM164 202V201H163ZM165 202L163 203V205H165ZM173 202V201H172ZM171 202V203H172ZM180 202V201H179ZM197 202H198V200H197ZM200 202V201H199ZM256 202V201H255ZM264 202V201H263ZM96 203V202H95ZM110 203V202H109ZM148 203H149V201H148ZM151 203V202H150ZM170 203V202H169ZM170 203V204H171ZM174 203H177L178 204V201L177 202H174ZM220 203V202H219ZM221 203H222V200H221ZM228 204H230L229 202H227ZM252 203V202H251ZM257 203V202H256ZM143 204V203H142ZM180 204V203H179ZM178 204V205H179ZM184 203L183 202H181V204L180 205H183ZM186 204V203H185ZM199 204V203H198ZM217 204V203H216ZM225 204V203H224ZM253 204V203H252ZM2 205V204H1ZM107 205H109L108 203H107ZM175 205V204H174ZM179 205V206H180ZM203 206V204H200V206ZM205 205V204H204ZM255 204H253V206H254ZM103 206H105L106 207V205H104L103 204ZM171 206V205H170ZM173 206V205H172ZM191 206V205H190ZM199 206V207H200ZM210 207H211V204L209 205ZM228 205H226V207H227ZM249 206H251V205H249ZM249 206H248V209H250L249 208ZM256 206V205H255ZM258 206H260V208H259V210L263 213L264 212V206L262 205H260V203L258 204ZM81 207H83V205L81 206ZM97 207H98V204H97ZM101 207V206H100ZM113 207V206H112ZM115 207V206H114ZM141 207V206H140ZM176 208L178 207V206H175ZM175 207L173 206V208H170V210L171 209H173L174 211H175ZM208 207V206H207ZM231 207V206H230ZM233 207V206H232ZM168 208V207H167ZM181 208V207H180ZM194 208V207H193ZM198 208V207H197ZM220 208V207H219ZM221 208H223V207H221ZM228 208H229V206H228ZM227 208V209H228ZM234 208V207H233ZM182 209V208H181ZM188 209V208H187ZM186 209V211H188ZM196 209V208H195ZM206 210L205 211H208L209 210V207H208V210H207V208H205ZM225 209V208H224ZM226 209V210H227ZM142 210V209H141ZM160 210V209H159ZM167 210V209H166ZM168 210H169V208H168ZM173 210H172V213H173ZM197 210H199V209H197ZM202 211H203V208L201 209ZM230 210V209H229ZM30 211V210H29ZM154 211H157V210H154ZM180 211V210H179ZM184 211H185V209H184ZM185 211V212H186ZM190 211H192L194 214H195V212H197V211H193L191 208H190ZM231 211V210H230ZM137 212V211H136ZM141 212V211H140ZM143 213V215H144V212H146V213H148L147 211H142ZM158 212V211H157ZM159 212H161V211H159ZM157 213L158 215L160 214V213ZM166 212V211H165ZM168 212V211H167ZM166 212V214H168ZM175 212H177V211H175ZM213 212V211H212ZM133 213H135V212H133ZM150 213V212H149ZM155 213V212H154ZM163 213H164V211H163ZM162 213V214H163ZM172 213H171V215H172ZM178 213H180V212H178ZM178 213H175V216L178 214ZM182 213H184L183 212V209H182ZM188 213V212H187ZM189 213H191V212H189ZM188 213V214H189ZM192 213V214H193ZM206 213H210L209 211L208 212H206ZM225 213H227V212H225ZM115 214V213H114ZM122 214V213H121ZM130 214V216H131V214L132 213H128L127 215H129ZM152 215H153V213H151ZM166 214H164V215H166ZM170 214V213H169ZM192 214H190V215H192ZM200 214V213H199ZM203 214H204V212H203ZM111 215H112V213H111ZM116 215V214H115ZM114 215V217H115V219L117 218V216H115ZM147 215V214H146ZM145 215V216H146ZM161 215V214H160ZM170 215V216H171ZM174 215V214H173ZM216 215H218V214H216ZM107 216V215H106ZM104 217V218H107V217ZM108 216H109V214H108ZM113 216V215H112ZM123 216V215H122ZM140 216H141V214H140ZM149 215H147L146 216V218H148V221H149V217H148ZM168 216V215H167ZM193 216V215H192ZM205 216V215H204ZM223 216H225V215H223ZM222 216V217H223ZM228 216V215H227ZM152 217V216H151ZM155 217V216H154ZM158 217V216H157ZM162 217V216H161ZM172 217V216H171ZM171 217H170V219H171ZM183 217V216H182ZM216 217H218V216H216ZM215 217V218H216ZM221 217V216H220ZM220 217H218V219H220ZM229 217V216H228ZM139 218V217H138ZM153 218V217H152ZM157 219V218H156ZM173 219V218H172ZM223 219H224V217H223ZM114 220V219H113ZM119 220V219H118ZM127 221L129 220V218L128 219H126ZM130 220L131 221H133V224H134V222L136 223L137 222V216L134 214V216H133V214H132V216L130 217ZM159 220V219H158ZM194 220V219H193ZM213 220H217V219H213ZM221 220V219H220ZM233 220V219H232ZM105 221H107V220H105ZM105 221H104V223H105ZM138 221H140V219L138 220ZM146 221V220H145ZM152 221H154V220H152ZM156 221V220H155ZM191 221V220H190ZM218 221V220H217ZM114 222V221H113ZM159 222H162V221H160L159 220ZM214 222V221H213ZM216 222V221H215ZM229 222V221H228ZM226 223V225L227 226H230V224L229 223ZM163 223H165V222H163ZM203 223V222H202ZM217 223V222H216ZM129 224H131V223H129ZM138 224V223H137ZM160 224V223H159ZM162 224V223H161ZM219 224H221V223H219ZM218 224V225H219ZM234 224V223H233ZM158 225V224H157ZM155 226L154 227V229L156 228V227H158V226ZM198 225H200V224H198ZM222 225V224H221ZM221 225H219V226H221ZM200 226H202V225H200ZM217 226V225H216ZM218 226V227H219ZM119 228H121V227H119ZM132 228V227H131ZM217 228V227H216ZM220 228H222V226L220 227ZM229 228V227H228ZM219 229V228H218ZM217 229V230H218ZM153 230V229H152ZM203 230V229H202ZM154 231V230H153ZM152 231V232H153ZM155 231H156V229H155ZM178 231L179 230H177V233H178ZM221 231V230H220ZM161 232V231H160ZM211 232H213V231H211ZM217 232V231H216ZM229 232V230L227 231V233ZM121 233V232H120ZM177 233H176V235H177ZM217 233H219V232H217ZM220 233H223V232H220ZM136 234V233H135ZM204 234V233H203ZM212 234V233H211ZM224 234V233H223ZM229 234V233H228ZM119 235H121V234H119ZM140 235V234H139ZM147 235V234H146ZM150 235V234H149ZM152 235V234H151ZM155 235V234H154ZM154 235H152V236H154ZM159 235H160V233H159ZM158 235V236H159ZM163 235V234H162ZM226 235V234H225ZM122 236V235H121ZM136 236V235H135ZM141 236V235H140ZM145 236V235H144ZM144 236L142 237V238H144ZM157 236V235H156ZM157 236V237H158ZM166 236V235H165ZM181 236V235H180ZM218 236V235H217ZM230 236H232V234H230V235H228V237H230ZM137 237V236H136ZM139 237V236H138ZM149 237V236H148ZM183 237V236H182ZM181 237V238H182ZM215 237H216V235H215ZM225 237V236H224ZM254 237H256V236H254ZM146 238V237H145ZM144 238V239H145ZM162 236L161 237H159V240H160V242L159 243H162L164 240H165V238H163V241L161 242V240H162ZM176 238H178V239H180L179 238V236L178 237H176ZM175 238V242L177 241V239ZM217 238V237H216ZM215 238V239H216ZM220 238H223L222 236H220L219 235V240H220ZM237 238V237H236ZM250 238V237H249ZM121 239H123V238H121ZM146 239H148V238H146ZM157 240H158V238H156ZM184 239V238H183ZM182 239V240H183ZM149 240V239H148ZM155 240V238H153V241ZM182 240H179V241H182ZM210 240V239H209ZM217 240V239H216ZM166 241V240H165ZM178 241V242H179ZM187 241V240H186ZM231 241V240H230ZM148 242H150V241H148ZM175 242H174V244H175ZM177 242V243H178ZM190 242V241H189ZM209 242H211V241H209ZM253 242H255V241H253ZM154 243H158V241L156 242H154ZM159 243H158V245H159ZM173 243V242H172ZM238 243V242H237ZM239 243H241V242H239ZM124 244H126V243H124ZM151 244V243H150ZM148 245L149 247L151 246V245ZM153 244V243H152ZM165 244V243H164ZM164 244L162 243V246L164 247ZM167 244V243H166ZM166 244H165V246H166ZM171 244V243H170ZM173 244V245H174ZM192 244V243H191ZM213 244V243H212ZM254 244V243H253ZM154 245H156V244H153V246ZM176 245V244H175ZM157 246V245H156ZM151 247V250L149 251V253H151L152 251H154V250H152V248L154 249V248H157L158 249V247H160V246H158V247ZM179 246V245H178ZM185 246H186V243H185ZM191 246V245H190ZM189 246V247H190ZM126 247V246H125ZM180 247V246H179ZM187 247V246H186ZM143 248H145V247H143ZM143 248L141 249V250H143ZM148 249V248H147ZM150 249V248H149ZM159 249H162V247L161 248H159ZM173 249V248H172ZM187 249H188V247H187ZM187 249H185V247H184V251L185 250H187ZM166 251V248L165 249H163V251ZM168 250V249H167ZM175 251H177V249L174 247V249L172 250V252H174L175 253ZM219 251V250H218ZM221 251V250H220ZM231 252L232 251V249H229L228 250V252ZM162 252V251H161ZM170 251H168V253H169ZM172 252H170V253H172ZM143 253V252H142ZM141 253V254H142ZM144 253H145V251H144ZM163 253V252H162ZM182 253H184V252H182ZM188 253V252H187ZM192 253V252H191ZM232 253V252H231ZM230 253V254H231ZM173 254V253H172ZM195 254V253H194ZM136 255V254H135ZM138 256H139V254H137ZM143 255V254H142ZM170 255V257H168L167 258V261H168V259L169 258H171V254H169ZM180 255H182L181 253H180ZM186 255V254H185ZM192 255V254H191ZM141 256V255H140ZM155 256H159L160 257V251H158V252H156L155 253ZM162 256V255H161ZM193 256V255H192ZM243 256V255H242ZM142 257V256H141ZM145 257V256H144ZM143 257V259H146V258H144ZM151 257V256H150ZM191 257V256H190ZM149 258V257H148ZM173 258H174V256H173ZM172 258V259H173ZM231 258V257H230ZM153 259H155V257L153 256V257H151V259L149 258V260H153ZM176 259V258H175ZM184 260V259H183ZM196 260H198V259H196ZM202 260V259H201ZM223 260V259H222ZM195 261V260H194ZM193 261V262H194ZM188 262V261H187ZM196 262V261H195ZM183 263V262H182ZM193 264H195V263H193ZM196 264H200V263H196Z\"/></svg>","mask_w":264,"mask_h":264}]
</instances>
